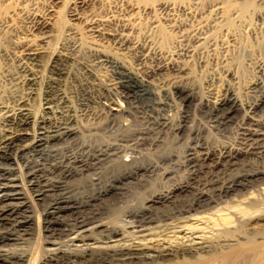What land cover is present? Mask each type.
I'll use <instances>...</instances> for the list:
<instances>
[{"label": "rangeland", "instance_id": "374dc122", "mask_svg": "<svg viewBox=\"0 0 264 264\" xmlns=\"http://www.w3.org/2000/svg\"><path fill=\"white\" fill-rule=\"evenodd\" d=\"M98 1L94 4L95 9L99 15L108 18L109 28L122 29L121 14L129 10L127 4L123 0ZM164 1L174 2L142 0L144 8L136 16L137 24L131 36L143 43L146 51L119 50L115 43H105L107 50L123 58L128 66L139 68L154 86L150 102H144L122 87L112 67L106 63L96 65L94 62L98 60L93 61L96 56L88 46L90 43L83 44L84 40L71 33L74 27L82 35L90 34L88 22L83 15L80 16L88 8L81 7L78 0H0V25H9L0 30V108L16 99L28 97L30 105L44 115L42 108L55 99L61 107L70 104V114L79 116L82 133L75 139L57 144L50 156L43 160L47 173H50L47 176L55 186L65 180L62 175L66 168L56 170L58 166L63 163L65 167L70 165L74 168L76 176L67 179L74 190L55 191L52 190L54 187L47 185L49 197L38 206V212L43 213L55 202L72 198L84 202L80 211L75 210L79 211L76 214L66 212L70 220L68 228L74 231L95 226L100 224L99 221L115 224L119 221L118 226L125 216L133 213L142 215L139 211L150 205L148 200L159 192H173L177 188L187 190L188 193L181 194L177 204L188 203L193 191L203 190L208 176L204 155L207 143L217 148L224 142H232L241 125V115L228 126L216 123L207 109L206 98L221 97L226 89L232 88L245 103H250L258 94L254 83L261 82L264 89V0H254L255 8L245 13L239 11L241 0L236 1L232 10L228 8L230 12L226 11L234 18L231 24L222 21L221 13L211 12L203 0L176 3L171 10L164 7ZM74 9L80 13L78 16L73 15ZM220 18L221 23L218 21ZM36 20L44 21L48 32H39V37L30 41L33 39L31 22ZM43 41L49 42L45 44L49 52L67 53L70 50L77 62L69 75L51 83L48 71L43 70L40 85L30 93L31 90L16 78L19 70L16 59L26 57L31 43L44 45ZM174 81L195 88L197 101L186 104L184 96L176 94L171 87ZM87 85L89 93L84 91ZM50 90L56 94L50 96ZM62 116L61 119L66 121V114ZM185 116L187 122L184 121ZM184 126L186 130L183 131ZM122 162L128 166H120ZM131 168L135 177L128 179L131 180L128 187L113 192L101 190V187L115 183L117 177L131 171ZM137 168L144 170L136 172ZM153 223L148 224H156ZM57 227L61 228L60 225ZM35 233L26 235L24 243L14 245L18 252L31 255L24 264H37L36 260L43 257L42 250L40 253L37 250L42 242L37 241ZM54 236L52 238H57L59 246H62L61 238L65 236ZM51 254L45 255L46 259H53L47 264L98 263H93L91 257L78 259V263L77 259L65 254L56 253L54 257Z\"/></svg>", "mask_w": 264, "mask_h": 264}, {"label": "bare ground", "instance_id": "6f19581e", "mask_svg": "<svg viewBox=\"0 0 264 264\" xmlns=\"http://www.w3.org/2000/svg\"><path fill=\"white\" fill-rule=\"evenodd\" d=\"M66 1L69 2V0ZM97 1L90 0L89 3V0H78L77 3L81 7L88 8L86 13H81L80 16L83 15L88 22L90 34L82 35L74 27L71 33L84 40L83 44L90 43L88 46L96 56L93 61L98 60L94 62L96 65L97 63L108 64L118 75L122 87L142 101L150 102L154 87L152 83L141 74L139 68L128 66L123 58L107 50V45L113 42L118 45L116 48L119 50L131 48L146 51L145 45L135 41L131 36V31L137 24L136 16L143 7L142 0H123L129 10L121 14L123 27L119 30L109 28L108 18L97 13L94 5ZM203 1L211 8V12L221 13L222 21L227 24L232 23L234 18L232 15L230 17V14L227 15L226 11L232 10L233 5H236L235 2L239 0ZM185 2L187 0H174L172 4L169 2L163 4L165 8L171 10L173 5L174 7L177 5L176 3ZM254 2V0H241L239 11L245 13L254 9ZM79 14L74 9L73 15ZM218 21L220 22L221 18ZM66 22L68 23V20ZM7 25L1 24L0 30ZM30 27L33 37L30 41L38 38L39 32L41 34L48 32L45 30L47 25L44 21H32ZM43 42L44 45L31 43L26 57L15 58L19 67L16 77L19 81H17L27 86L28 90H31L30 93H33L40 85L43 70L48 71L51 83L69 75L77 62L74 53L70 50L67 53H52L45 46L49 42ZM178 82L172 83L174 92L184 96L186 104H193L197 99L195 88L179 84L181 81ZM254 89L258 94L250 103H245L238 92L232 88L226 89L225 93L221 97H215L216 99L206 98L207 109L216 123L228 126L235 120L234 118L241 115V125L238 135L232 142H224L217 148L215 146L212 148L207 143L204 155L208 176L202 191L197 193L193 191V195L190 191L192 199L190 198L188 203L177 204L181 194L187 190L177 188L173 192H159L156 197L148 200L151 202L150 205L139 211L142 215L133 213L131 216H125L119 227L116 226L119 221L117 224L99 221L100 224L76 231L68 228L70 220L66 212H72L71 215L76 214L84 207V202L77 198L63 200L62 202L65 203L63 205L62 202H55L54 205L50 204L51 206L49 205L43 213L38 212V206L49 197L47 191L49 192L50 189L46 188L47 185L54 187L52 190H74L71 189L70 181L67 180L76 176L77 172L74 168L69 167L70 165L65 167L63 163L57 169L55 168L56 170L66 168L64 170L66 173H62L65 180L59 181L55 186L54 181L47 176L50 173H47L48 168L43 160L47 159L45 156H50L57 144L75 139L82 133L79 116L70 114L72 112L70 104L66 103L64 107H61L62 105L59 106L55 99L52 103L47 102L48 105L42 108L44 115L30 105L28 97L3 105L0 108L2 121V127L0 126V227L5 229H0V264L26 263L31 255L18 252L14 245L24 243L27 240L24 237L33 232L37 234V241L42 242L37 250L38 253L42 250L43 257L36 260L37 264H47L48 261L53 260L46 259L47 253H61L77 260H86L91 257L93 263L100 264H264V89L262 83L255 82ZM84 91L90 92L88 85ZM48 93L50 96L56 94L54 90ZM59 114L60 117H58ZM63 114L68 117L66 121L61 119ZM187 120L185 116L184 121L187 122ZM182 129L186 130L185 126ZM120 164L122 167L128 166L123 162ZM137 170L143 171L144 168H137L135 171ZM134 175L135 172L131 168V171H126L124 175L117 177L115 183L103 186L101 190L113 192L128 187L127 185L131 184V180L128 179L135 177ZM75 210L79 211L75 212ZM133 217H140V219ZM150 222L156 224H148ZM56 225H60L61 228H55ZM131 227L133 229H130ZM54 235L65 236L61 240L62 246L66 248L59 246L61 244L57 242V238H52ZM75 259L74 261L77 262Z\"/></svg>", "mask_w": 264, "mask_h": 264}]
</instances>
